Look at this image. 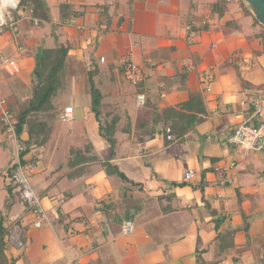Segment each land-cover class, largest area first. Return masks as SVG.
Masks as SVG:
<instances>
[{"label": "crops", "instance_id": "crops-1", "mask_svg": "<svg viewBox=\"0 0 264 264\" xmlns=\"http://www.w3.org/2000/svg\"><path fill=\"white\" fill-rule=\"evenodd\" d=\"M47 1L59 27L44 43L54 45L67 35L76 64L97 63L105 119L115 115V146L110 156L89 110L88 83L76 93V103H61L73 107V119L66 120L73 122L66 130L53 126L47 151L30 170L47 219L41 227L29 226L17 264H37L32 254L39 249L45 250L44 264H199L198 258L261 264L264 150L237 153L228 142L240 124L264 118V42L254 18L245 27L241 22L251 14L239 0H224L215 13L211 6L218 0H69L83 15L67 25L58 23V1ZM100 6L106 8L108 27L99 22ZM18 17L24 39L2 33L0 52L26 49L32 65L30 54L41 41L36 27ZM127 63L141 70L136 85L124 78ZM139 85L146 90L143 106L136 104ZM253 100L262 118L254 116ZM169 107L193 113L198 121L181 138L171 139L170 120H164L159 133L138 140L141 124L152 127L144 121L149 114ZM87 144L91 149L80 155L85 163H71L70 148ZM235 157L239 161L228 168ZM116 168L129 181L118 177ZM189 169L194 175L185 180ZM184 181L188 184H173ZM125 220L133 222L127 234L121 227ZM8 248L19 252L17 246Z\"/></svg>", "mask_w": 264, "mask_h": 264}, {"label": "trees", "instance_id": "trees-1", "mask_svg": "<svg viewBox=\"0 0 264 264\" xmlns=\"http://www.w3.org/2000/svg\"><path fill=\"white\" fill-rule=\"evenodd\" d=\"M223 3L224 0H219L217 3L212 4V12H214V8L215 11L216 9H221ZM56 5L58 8V23L70 25L76 17L83 15V12H78L74 9V6L69 0H59ZM16 10L20 11L14 14L15 19L25 11H31V17H28L27 21L31 27H36V29L41 32V35L38 37L39 41H41L40 47L33 53V56H35V64H33L32 77L30 79L31 95L28 97L27 102L21 103L19 100H16L14 104L8 105L9 110L13 112L14 115L16 134L19 136L23 133L27 134L25 139L20 140L22 150L19 152L18 158L22 168L28 173L27 169L29 170L30 166L36 163L38 156L44 151H47L46 148L51 137L53 126L59 121V117L61 119V115L66 107L61 106L59 101V90L68 85L69 72L72 71V66H77V64L75 63V59H73L74 47L67 38V35L64 36L63 40L57 38L54 45L47 46L44 43L45 37L47 35L54 36V32L58 29L57 27H59V24L55 26L52 22L51 9L47 0H19V5ZM20 12L22 13L20 14ZM98 14L101 17L99 22L105 21L106 27H108L107 22L109 17L106 13V8L104 9L100 6ZM34 20H36V23ZM254 22L257 23L255 20ZM47 27H49V34L44 33V30H48ZM93 45L95 46V44ZM69 57H72L70 63ZM84 71L89 85V110L98 122V132L109 144L110 156H112L115 146V121L113 120L115 115L113 114L110 118H107V120L105 119L104 114L107 112L103 110L102 83L98 82V84H96L94 80V77L101 74V71L97 63L93 61L85 67ZM19 73H21V69ZM139 92H146L142 85L136 87L135 93ZM146 103L145 99L144 104L146 105ZM164 120H170L169 137L171 139H178L198 121V118L193 113L187 114L180 112L179 109L174 107L155 109L154 112L152 111V113L149 114V119L144 120L145 123L152 125V127L144 126V123L141 124L143 128H139V130L142 134L137 132L136 135L138 140L143 141V135H145V138L146 136L151 138L154 136L155 132L159 133L160 129H158L157 126ZM5 129V124L2 123L0 131L6 136ZM91 147L90 144H87V146L85 145L83 148L76 146L70 148L69 161L78 166L83 165L86 159L80 155H84ZM16 167L17 163L14 160L5 170V176L8 178L9 182L3 185V189L6 190L7 193V209L0 211V264H17L20 255L25 252L27 242L29 241L26 238L27 230L29 226H33L35 222V219L31 217L32 219L30 221L28 220L24 223V219L31 213L33 208L20 201L19 192L16 189L17 184L11 180L12 171ZM109 168H111L110 165ZM115 171L118 177L125 181H129L117 168ZM173 184L183 186L188 183L184 181L173 182ZM38 197L40 199L39 195ZM16 202H19V205H22V207L19 212L15 214V217L11 218L12 208ZM15 227L19 230L17 236L21 242V244L17 246L19 250L17 255L8 251V247H10V236ZM198 263L214 264L202 258H198ZM261 264H264V252L261 257Z\"/></svg>", "mask_w": 264, "mask_h": 264}, {"label": "built area", "instance_id": "built-area-1", "mask_svg": "<svg viewBox=\"0 0 264 264\" xmlns=\"http://www.w3.org/2000/svg\"><path fill=\"white\" fill-rule=\"evenodd\" d=\"M19 5V0H0V33L3 30H9L12 34L19 31L17 19L12 14V10H16ZM29 11V10H28ZM31 13V11H29ZM22 15V14H21ZM31 17V16H28ZM36 23V20H34ZM101 60L104 58L101 57ZM0 70H3L10 76H14L20 72L19 61L13 56L0 55ZM124 78L132 85H136L141 81V70L139 66L133 63H127L124 68ZM209 89V88H206ZM136 104L143 106L145 103V95L136 93ZM254 116L262 118V108L257 100H253ZM74 117L73 107L66 106L61 115L62 120H71ZM0 122L5 124L6 139L10 140L14 145L16 152L15 162L17 167L12 171L11 180L17 184L20 201L32 207L30 215L34 218L35 227L41 226L42 222L47 219V213L42 205L36 191L34 190L28 173L22 168L19 162L18 154L22 150L21 139H24L23 134L17 135L15 132L14 115L5 103V100L0 99ZM229 144L233 145L237 153L247 151H263L264 150V118L257 124L242 123L228 137ZM235 165L233 161L228 164V168ZM194 175L193 169L185 172V179L188 180ZM122 231L127 234L133 230V222L125 220L122 224ZM15 231V230H13ZM11 237V236H10ZM19 241L17 245H20Z\"/></svg>", "mask_w": 264, "mask_h": 264}, {"label": "rangeland", "instance_id": "rangeland-1", "mask_svg": "<svg viewBox=\"0 0 264 264\" xmlns=\"http://www.w3.org/2000/svg\"><path fill=\"white\" fill-rule=\"evenodd\" d=\"M57 1H59V0H57ZM110 1L112 2L113 0H110ZM55 2H56V0H50V3L52 5ZM93 2L100 3V2H107V1L106 0H87L86 1L87 4H93ZM125 2H126V0H119V3H121V4H124ZM19 11L20 10H12L11 12L14 15V14L18 13ZM21 13L22 12H20V14ZM24 13H23L24 15L22 17H18V18H23V19L27 20L28 16H31V13H29V11H25ZM246 20L247 21H245L243 19L241 21L244 27L247 26V22L249 20H251V21L253 20V17L248 16V19H246ZM241 22H238V23H241ZM255 24L257 25L256 30H260V35L262 36V38H263L262 41L264 42V29L258 23H255ZM259 28H261V29H259ZM7 31L10 32L9 30H3V32H1L0 35L4 32H7ZM35 32H34V35H36L38 38L40 36L41 32L38 29H36ZM23 33H24V30L20 29L17 33L13 34L15 36L14 39H16L17 41H19V39L23 40L24 38L23 39L21 38ZM50 42H51V40L48 43H50ZM36 43H38V40ZM21 47L25 48L26 45L23 44V42H22ZM16 48H17V46H16ZM25 51L28 52V50H26V49H24V50L18 49V50H16V52L11 51L10 52L11 55L9 54V52L3 51V50L0 52V55L13 56V57L17 58L19 61L20 69H21V73H18L17 75H14V76H10L6 72H4L3 70H0V99L5 100V103L7 105L14 104L10 100L11 97H13L15 101L19 100L22 103V102H27L28 97L31 95L30 94L31 93L30 79L32 77L31 76L32 69H33L32 65L35 64V56H33L32 53L31 54L29 53L31 55V61L33 63L31 65L28 62V58L25 59V55H26ZM71 58L69 57V63L72 61ZM79 64L80 63H78L77 66H75V65L72 66L73 67L71 69L72 71L69 72V76H68V82H67L68 85L66 87L60 88V90H59L60 91L59 92L60 103L66 102L68 100L69 101L71 100L72 103H76V98H75V96L77 95L76 93L80 92L79 93V95H80L82 90L84 88H86V84L88 83V81H87V76H85L86 74H85L84 70H85V67L87 65H84L85 63H83L84 67L81 68ZM94 80H95V83L98 84V80H97L96 76L94 77ZM13 108H14V106H13ZM58 119H59V121L55 124H57V126L60 129H64V130L69 128L73 122V121L62 120V118L60 119V117ZM90 120H91L90 124H93L94 123L93 119L91 118ZM55 124H54V126H55ZM73 125L76 126V123H73ZM1 128H2V123L0 122V130H1ZM14 159H15L14 145L12 144L11 141L7 140L5 134L0 131V187L1 186L3 187L4 183L9 182L8 178H6V176H5V170L11 164V162L14 161ZM236 161L238 162L239 158L235 157L233 162L236 163ZM30 170H31V166H30L29 170L27 169L29 177H30V182H31V179L32 178L34 179V176H33L34 172L31 173ZM6 194H7L6 190L0 189V204L1 205L5 201L7 202ZM1 205H0V209L2 211L6 210L4 208V205H2V206ZM18 206H19V202H16L12 208V211L15 212V210ZM18 231L19 230L16 227H15V231H12L11 237L9 240L10 247L18 246L17 244L20 241L18 239V236H17ZM32 257H34L36 260L38 258L37 264H44V262L46 261L45 250L39 249L36 253V256L32 254Z\"/></svg>", "mask_w": 264, "mask_h": 264}, {"label": "water", "instance_id": "water-1", "mask_svg": "<svg viewBox=\"0 0 264 264\" xmlns=\"http://www.w3.org/2000/svg\"><path fill=\"white\" fill-rule=\"evenodd\" d=\"M242 9L251 14L264 29V0H239Z\"/></svg>", "mask_w": 264, "mask_h": 264}]
</instances>
